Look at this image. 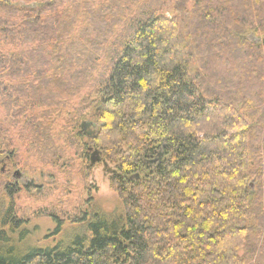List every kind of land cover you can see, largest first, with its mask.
Instances as JSON below:
<instances>
[{
  "label": "trees",
  "instance_id": "trees-1",
  "mask_svg": "<svg viewBox=\"0 0 264 264\" xmlns=\"http://www.w3.org/2000/svg\"><path fill=\"white\" fill-rule=\"evenodd\" d=\"M24 1L34 18L0 20V42H39L26 71L51 68L49 93L98 85L90 140L116 164L123 215L84 216L67 244L27 247L9 203L0 264H264V0H177L173 14L169 0ZM36 105L55 109L49 95Z\"/></svg>",
  "mask_w": 264,
  "mask_h": 264
},
{
  "label": "rangeland",
  "instance_id": "rangeland-1",
  "mask_svg": "<svg viewBox=\"0 0 264 264\" xmlns=\"http://www.w3.org/2000/svg\"><path fill=\"white\" fill-rule=\"evenodd\" d=\"M11 2L17 12L9 18L0 13V20L9 21L15 25L14 30H19L36 12L31 9L32 1ZM169 2L171 10L167 7L166 12L173 14L172 3L177 0ZM188 2L184 5L187 10L191 9ZM39 49L38 41L0 42V214L13 204L15 218L24 223L21 230L29 234L27 247L67 244L84 233V226L77 223L84 216L115 220L123 215L121 200L110 181L116 164L107 161L90 140L99 122L87 116L92 106L85 100H96L98 85L93 82L70 98L58 93V88L51 87L49 93L40 78L52 76L51 68L42 66L32 71L34 74L26 71L39 61ZM18 61L25 65V72L10 78L9 73H19ZM102 71L108 73L107 68L100 67L98 73ZM48 95L55 106L50 110L52 116L48 106L36 105L46 101ZM83 121L88 125L86 130L82 129ZM34 124L43 125L44 131L48 128L42 140L31 131ZM94 152L100 153V161L91 165ZM150 161L154 165V160ZM10 184L16 189L12 198L3 193Z\"/></svg>",
  "mask_w": 264,
  "mask_h": 264
},
{
  "label": "water",
  "instance_id": "water-1",
  "mask_svg": "<svg viewBox=\"0 0 264 264\" xmlns=\"http://www.w3.org/2000/svg\"><path fill=\"white\" fill-rule=\"evenodd\" d=\"M81 126H82V129L83 130H86V128H87L88 125H87V123L83 122ZM99 155H100L99 152H94L93 157L90 160V164L91 165H93L95 163H98L100 161ZM159 157L161 158V155H159ZM135 178L137 179L138 178V175H136Z\"/></svg>",
  "mask_w": 264,
  "mask_h": 264
},
{
  "label": "flooded vegetation",
  "instance_id": "flooded-vegetation-1",
  "mask_svg": "<svg viewBox=\"0 0 264 264\" xmlns=\"http://www.w3.org/2000/svg\"><path fill=\"white\" fill-rule=\"evenodd\" d=\"M2 163H0V165H1ZM4 170L3 169H1V172H3Z\"/></svg>",
  "mask_w": 264,
  "mask_h": 264
},
{
  "label": "bare ground",
  "instance_id": "bare-ground-1",
  "mask_svg": "<svg viewBox=\"0 0 264 264\" xmlns=\"http://www.w3.org/2000/svg\"><path fill=\"white\" fill-rule=\"evenodd\" d=\"M251 199V198H250ZM260 223V222H259Z\"/></svg>",
  "mask_w": 264,
  "mask_h": 264
}]
</instances>
